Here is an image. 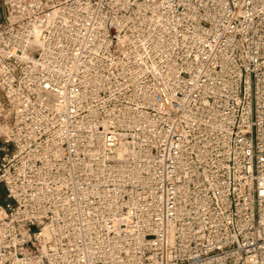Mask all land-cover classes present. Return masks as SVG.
<instances>
[{"label": "built area", "instance_id": "built-area-1", "mask_svg": "<svg viewBox=\"0 0 264 264\" xmlns=\"http://www.w3.org/2000/svg\"><path fill=\"white\" fill-rule=\"evenodd\" d=\"M0 264H264V0H2Z\"/></svg>", "mask_w": 264, "mask_h": 264}, {"label": "rangeland", "instance_id": "rangeland-1", "mask_svg": "<svg viewBox=\"0 0 264 264\" xmlns=\"http://www.w3.org/2000/svg\"><path fill=\"white\" fill-rule=\"evenodd\" d=\"M4 14V9H3V5H2V0H0V19Z\"/></svg>", "mask_w": 264, "mask_h": 264}]
</instances>
